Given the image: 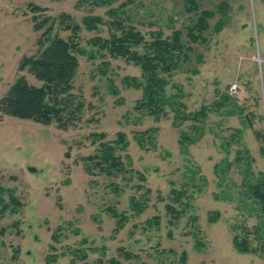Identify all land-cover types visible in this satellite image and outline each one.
Instances as JSON below:
<instances>
[{"label": "rangeland", "instance_id": "rangeland-1", "mask_svg": "<svg viewBox=\"0 0 264 264\" xmlns=\"http://www.w3.org/2000/svg\"><path fill=\"white\" fill-rule=\"evenodd\" d=\"M80 1L0 0V99L15 83L20 60L38 52L40 33L33 29L30 9L34 4L45 8L56 25L61 15L69 14L80 26L77 40L85 54L79 55L75 85L86 103L82 122L68 131L10 117L0 122V186L14 189L23 203L5 214L0 206V264H108L113 259L182 264L184 254L186 264H264L259 248L256 254H239L233 246L236 233L245 234L259 222L254 205L243 201L242 185L246 169L264 173V0H197L201 10L213 11L223 3L230 18L220 34L210 36L209 45L198 47L204 55L200 73L179 72L174 82L182 86V100L190 110L210 106L227 93L240 110L213 112L204 137L188 147L180 144L171 111L160 120L140 121L135 106L143 93L127 87L124 78L140 77L141 70L92 43L109 39L111 32L108 25L88 31L83 18L89 12ZM142 1L152 11L145 26H136L147 39L160 28L172 33L169 16L177 28L188 19L187 0ZM106 11L93 14L107 21ZM157 21L163 22L161 27ZM58 30L66 39L72 36ZM177 92L168 89L169 96ZM152 129L157 131L156 148L147 143L150 149L145 150L136 136ZM119 133L129 143L118 153L131 173L89 175L84 159L101 143H114ZM97 134L106 138L97 141ZM133 197L146 206L140 216L131 207ZM167 205L182 216L172 218ZM110 208L128 216L124 229L117 230ZM210 217L216 222L210 223ZM57 233L62 234L59 241L53 240ZM120 249L138 259L125 260Z\"/></svg>", "mask_w": 264, "mask_h": 264}, {"label": "trees", "instance_id": "trees-1", "mask_svg": "<svg viewBox=\"0 0 264 264\" xmlns=\"http://www.w3.org/2000/svg\"><path fill=\"white\" fill-rule=\"evenodd\" d=\"M78 5L85 7L89 12L83 18V24L88 31H99L101 26H109L110 38L105 40L95 38L92 43L99 46L101 50L107 51L111 57L140 68V77L124 78L127 87L141 90L143 93L142 99L135 106L141 118L140 121L145 117L160 120L168 117L171 111L173 113L172 125L180 132V144L188 147V145L198 143L204 137L213 112L226 107H230L228 111L231 113L240 110L228 93L221 95L220 99L210 106L190 110L182 100L185 97L182 86L174 82V77L179 72L186 71L192 75L200 73L199 66L204 62V55L198 53V47L209 45L210 36L220 34L230 18L223 8V3L218 9L212 11L201 10L200 2L197 0H187L188 19L181 28H177L175 18L169 16L168 21L172 27V33L166 35L160 28L151 31L148 39L136 26H145L152 11L142 0H81ZM30 7L34 13L33 29L40 33L37 42L38 52L35 55L24 56L20 60L15 83L0 99V122L5 117H10L45 126L56 124L58 129L68 131L76 128L85 114V99L81 93L76 91L75 85L81 65L79 55L85 54L77 40L81 28L73 22L69 14L61 15L58 19L59 24L56 25V19L45 14V8L34 4H30ZM105 8H107L106 15L109 18L107 21L104 17L93 14L95 10ZM215 20L216 23L212 25ZM154 23L161 27L163 22ZM58 29L70 31L72 36L66 39L60 35ZM91 58L94 59V57ZM27 74L41 85L31 84ZM170 86L178 89L175 95H168ZM156 132L152 129L138 133L136 136L138 144L145 150L150 149L147 143L152 148H156L153 137ZM93 137L97 141L103 140L106 134H97ZM146 137L150 142L146 140ZM100 145V149L93 156L84 159L85 169L89 175L93 176L96 171H102L109 176L131 173L126 170L123 156L118 153L129 147L125 134L119 133L114 143H101ZM216 172H221L219 166H216ZM137 174L145 181L144 175ZM242 188H244L243 201L247 206L254 205L252 210L257 211L259 222L253 230H247L245 234L236 233L233 246L239 254H256L258 248L264 254V173L255 175L246 169ZM181 196L182 194L179 199L177 198V203L180 202ZM0 206L2 207L1 213L5 214L11 206L16 209L22 208L23 203L14 189L9 190L0 186ZM131 207L139 216L146 209V206L134 197L131 198ZM109 210L113 218L117 220V230L124 229L129 221L128 216L112 208ZM167 210L176 220L182 216L181 212L178 213L171 205H167ZM15 211V209L12 210V212ZM216 215L220 216L218 212ZM216 220L210 217V223H215ZM151 223L154 222H149ZM59 231L62 233V229ZM60 233L54 234L53 240L59 241V236L62 235ZM87 241V239L82 240L85 244ZM255 242L258 243V247L254 246ZM200 246L201 242H197V247ZM119 252L127 261L138 259L124 249H120ZM85 257L86 254L81 259ZM51 261L53 259H50L49 263ZM181 262L186 264L185 254ZM98 263L103 264L102 261ZM108 264H122V262L113 259Z\"/></svg>", "mask_w": 264, "mask_h": 264}, {"label": "built area", "instance_id": "built-area-1", "mask_svg": "<svg viewBox=\"0 0 264 264\" xmlns=\"http://www.w3.org/2000/svg\"><path fill=\"white\" fill-rule=\"evenodd\" d=\"M236 89H237V86H233V89L232 90L233 91H236Z\"/></svg>", "mask_w": 264, "mask_h": 264}]
</instances>
